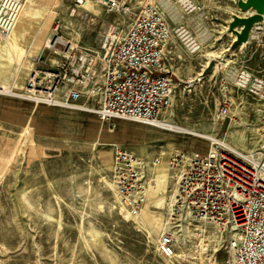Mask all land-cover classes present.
Wrapping results in <instances>:
<instances>
[{
	"label": "rangeland",
	"instance_id": "rangeland-1",
	"mask_svg": "<svg viewBox=\"0 0 264 264\" xmlns=\"http://www.w3.org/2000/svg\"><path fill=\"white\" fill-rule=\"evenodd\" d=\"M72 1L33 0L25 13L30 17L13 30L23 55L0 37V264H226L216 224L190 223L184 230L170 222L171 191L185 161L204 153L209 141L126 121L101 123L26 92L32 71L61 62L60 90L79 86L87 94L86 70L90 60L98 62L107 27L128 23L126 15H106L91 0L88 11L71 13ZM238 1L190 0L188 13L176 0H120L131 14L152 8L169 27V64L181 78L172 75L173 101L163 120L220 140L227 136L230 147L264 159V94L253 93L257 82L264 88V19L233 49L240 28L230 27L232 17L252 14L240 11ZM56 22V34L73 49L58 44L59 54L52 55L43 48ZM176 30L199 48L190 53ZM77 71L81 78L73 77ZM240 74L249 76L246 86L237 83ZM123 150L146 165V204L138 217L119 205L111 178L113 156ZM173 157L179 158L175 170ZM169 230L174 255L163 259L156 244Z\"/></svg>",
	"mask_w": 264,
	"mask_h": 264
},
{
	"label": "built area",
	"instance_id": "built-area-1",
	"mask_svg": "<svg viewBox=\"0 0 264 264\" xmlns=\"http://www.w3.org/2000/svg\"><path fill=\"white\" fill-rule=\"evenodd\" d=\"M86 1L73 0L71 13L83 8ZM91 1L106 15H126L128 23H111L107 27L99 46L98 69L91 80H85L84 87L88 86L89 92L81 94L79 86L70 87L65 100L55 99L65 81V64L61 62L46 72L32 71L26 92L39 97V103L87 113L101 123L117 120L156 128L172 105L175 87L166 20L147 6L131 14L120 0ZM24 3L25 0H0V37L12 30ZM57 28L56 22L52 46L46 49L52 55H58L56 45H62L55 41L60 38ZM174 33L185 35L181 30ZM62 47L68 50L69 45ZM72 74L80 76L78 71ZM247 82L244 74L238 76L240 86ZM258 85L259 92L253 93L264 94L262 83ZM219 116L224 118L226 112L220 111ZM178 160L170 158L174 170L179 167ZM110 172L119 204L129 214L139 212L147 187L142 181L146 165L124 150L117 151ZM172 199L170 222L175 226L181 223L186 230L190 223L217 225L221 239L224 234L226 264H264L263 158L245 157L216 145L204 153H191ZM174 246L172 233L166 231L157 240V253L168 259L174 255Z\"/></svg>",
	"mask_w": 264,
	"mask_h": 264
},
{
	"label": "bare ground",
	"instance_id": "bare-ground-1",
	"mask_svg": "<svg viewBox=\"0 0 264 264\" xmlns=\"http://www.w3.org/2000/svg\"><path fill=\"white\" fill-rule=\"evenodd\" d=\"M177 1V4L180 6L179 8H181L184 12H188V13H190V10L192 9L191 8V3H190V0H176ZM33 7V0H25V3H24V6H23V8H22V10H21V12H20V14H19V16H18V19H17V21H16V23H15V25H14V27L12 28V30L8 33V35H6V36H4V39L6 40V43H7V46L9 47V49L11 50V52H14V53H16V55H23L24 54V51H22V49H18V47H17V42H16V39H15V32L13 31L14 30V28L16 27V25H17V23L20 21V19L21 18H29L30 16L29 15H26L25 13L26 12H29L28 10H30L31 8ZM92 7H94V5H93V3L92 2H90L89 0H87L84 4H83V8L84 9H86L87 11L89 10V9H91ZM31 11V10H30ZM25 14V15H24ZM177 37H178V39L180 40V38L183 40V43H184V45H185V47L187 48V50L190 52V53H193V52H195L199 47H196V45L195 44H193V41L191 40V39H189V37H187V36H185L184 34H182V35H176ZM56 42H58V43H60V44H62V45H64V46H67V45H69V47H68V50H72L73 49V46H72V44L70 45L68 42H64V41H62L61 40V38H57L56 40H55ZM52 44V41L50 40L49 41V43H47V45L45 44L44 45V48L43 49H50L51 48V45ZM63 57H66L67 56V53H63V54H61ZM97 66H98V62H97V60L96 59H93V60H90V63L88 64V67H87V74L88 75H93V74H95V70H96V68H97ZM245 76L248 78L249 76L248 75H246L245 74ZM249 80V79H248ZM247 80V81H248ZM5 89V88H4ZM258 89H259V85H258V82L256 83V84H254V91L255 92H259L258 91ZM10 91V90H9ZM67 91H68V89H61V90H59L58 92H57V94L55 95V99H60V98H62L63 100H65L66 99V96H67ZM10 95V94H9ZM11 96V95H10ZM20 96V95H19ZM18 97V96H17ZM24 98V96H21V98ZM36 101H38V102H41V100H37V99H35ZM173 101V97H172V99H171V102ZM171 107H169V108H167L166 110H165V112L163 113V118H164V116H165V113L170 109ZM156 128L157 129H161V130H165V131H169V132H174V133H183V134H188V135H192V136H197V137H199V138H203L204 140H207V141H209L210 142V144H209V146H221V147H224V148H226L227 150H229V151H232V152H235V153H237V154H240V155H243L242 153H240L238 150H237V146L236 147H234V148H232V147H230V145H229V139H228V137L226 136V138H224V140H220V139H217L216 138V136L215 135H209V134H199V133H195L193 130H190V129H187V128H183V127H180V126H177V125H175V124H172V123H170V122H168V121H165V120H163L162 122H160L159 124H156ZM256 132H257V130H255ZM228 133V132H227ZM231 135V130H229V135L228 136H230ZM229 141V142H228ZM248 155V154H247ZM243 156H245V157H249V158H253V156H252V154L250 155V156H246V155H243ZM190 157V156H189ZM189 157H188V159H186V161H185V164L188 162V160H189ZM182 159V158H181ZM181 161V160H180ZM183 161V160H182ZM181 161V162H182ZM182 171V170H181ZM181 174V173H180ZM180 176V175H179ZM178 179H179V177H178ZM178 179L176 180V182H175V186L173 187V189H172V191H171V193H172V195H171V200H172V198L174 197V194H175V191H176V183H177V181H178ZM114 189H115V187H114ZM146 194H147V192L145 191V189L143 190V195H144V204L142 205V207H141V209H140V211H139V214L136 216V217H138L140 214H141V212H142V210H143V208H144V206H145V204H146ZM116 198H117V195H116ZM117 201H118V199H117ZM119 203V202H118ZM173 203V202H172ZM120 205V204H119ZM121 206V205H120ZM122 207V206H121ZM123 208V207H122ZM123 210V209H122ZM126 212V211H125ZM128 213V212H127ZM129 214V213H128ZM127 214V215H128ZM135 215V214H134ZM133 217V216H132ZM200 223H202V222H200ZM204 223V222H203ZM180 225H182V227L181 228H183V224H181V223H178V225H177V227L178 228H180ZM217 226V225H216ZM174 248H175V246H174ZM173 257V256H172ZM171 258V257H170ZM165 259V258H164ZM169 259V258H168Z\"/></svg>",
	"mask_w": 264,
	"mask_h": 264
},
{
	"label": "water",
	"instance_id": "water-1",
	"mask_svg": "<svg viewBox=\"0 0 264 264\" xmlns=\"http://www.w3.org/2000/svg\"><path fill=\"white\" fill-rule=\"evenodd\" d=\"M238 9L243 13L252 11V14L242 17L233 16L230 27H239V33H236V37L233 40V49L240 44L246 43L249 40V35L255 24H258L264 19V0H239L236 3Z\"/></svg>",
	"mask_w": 264,
	"mask_h": 264
},
{
	"label": "crops",
	"instance_id": "crops-1",
	"mask_svg": "<svg viewBox=\"0 0 264 264\" xmlns=\"http://www.w3.org/2000/svg\"><path fill=\"white\" fill-rule=\"evenodd\" d=\"M171 53H172V52H171ZM171 73H172V75L176 76L178 79L181 78L179 72H176V73L174 72V73H173V72H172V69H171ZM174 76H172V78H173ZM168 113H169V111L165 113V116H168V117H169ZM168 122L172 123L171 120H169ZM172 124H174V123H172Z\"/></svg>",
	"mask_w": 264,
	"mask_h": 264
}]
</instances>
